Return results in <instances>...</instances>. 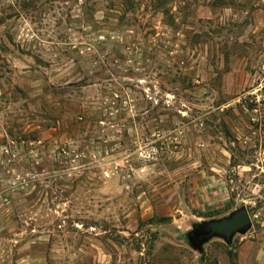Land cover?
Instances as JSON below:
<instances>
[{
	"label": "rangeland",
	"instance_id": "obj_1",
	"mask_svg": "<svg viewBox=\"0 0 264 264\" xmlns=\"http://www.w3.org/2000/svg\"><path fill=\"white\" fill-rule=\"evenodd\" d=\"M0 264H264V0H0Z\"/></svg>",
	"mask_w": 264,
	"mask_h": 264
},
{
	"label": "water",
	"instance_id": "obj_2",
	"mask_svg": "<svg viewBox=\"0 0 264 264\" xmlns=\"http://www.w3.org/2000/svg\"><path fill=\"white\" fill-rule=\"evenodd\" d=\"M250 217L245 207L231 212L227 217L204 221L194 227L190 238L198 250H202V243L212 237H220L227 243L236 233H244L250 228Z\"/></svg>",
	"mask_w": 264,
	"mask_h": 264
},
{
	"label": "built area",
	"instance_id": "obj_3",
	"mask_svg": "<svg viewBox=\"0 0 264 264\" xmlns=\"http://www.w3.org/2000/svg\"><path fill=\"white\" fill-rule=\"evenodd\" d=\"M146 149H139L138 150V158L139 160L143 162H149L150 160L154 159V152L156 151V148L153 146L146 145Z\"/></svg>",
	"mask_w": 264,
	"mask_h": 264
}]
</instances>
